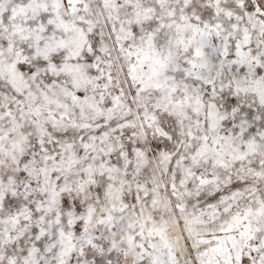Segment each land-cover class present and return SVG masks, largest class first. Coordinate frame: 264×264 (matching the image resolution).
<instances>
[{"label": "snow or ice", "instance_id": "snow-or-ice-1", "mask_svg": "<svg viewBox=\"0 0 264 264\" xmlns=\"http://www.w3.org/2000/svg\"><path fill=\"white\" fill-rule=\"evenodd\" d=\"M0 264H264V0H0Z\"/></svg>", "mask_w": 264, "mask_h": 264}]
</instances>
